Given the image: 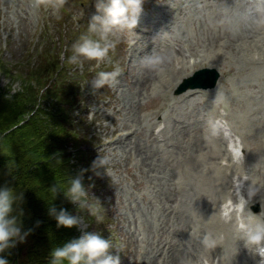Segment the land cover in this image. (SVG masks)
<instances>
[{"label": "rangeland", "instance_id": "1", "mask_svg": "<svg viewBox=\"0 0 264 264\" xmlns=\"http://www.w3.org/2000/svg\"><path fill=\"white\" fill-rule=\"evenodd\" d=\"M183 1L185 5L193 1L191 3L193 6L191 9L189 8L187 12H181L180 15L182 16V19L177 21L171 28V34L173 35L171 40L175 45H173V47L172 45L168 44V46L170 45L168 47L169 50H171L173 53H169L168 55V64L166 69L168 68V65L169 67L171 66V61L179 60V58L176 56L181 55L183 52L189 54L191 51L200 50L199 48L207 45L209 41L212 42V44H215V42L218 43L221 41H231L234 39V42L232 43L233 45L231 47H228V44L225 45V47L228 49V52L224 60L225 64H231V68L233 70L237 68V71H233L231 73L226 70V68L224 69L225 72L221 79L224 86L222 84L220 87L218 98L226 97L229 99V96L233 97L236 94L238 97L240 96L243 98L249 96L251 103L245 105L244 109H247L252 105L251 110L253 109V112H258L260 116L259 112L263 111H258L257 106L261 105L264 108V65L262 63L255 64L254 62L248 61L249 58L242 59L239 57L240 55H244L246 52L245 50L250 45L247 43L248 41L246 43H242L243 41L241 37H235L237 30L231 25L232 12L230 11V7L234 5V2L232 3L234 0ZM32 2L33 0H0V63L3 62L7 69L5 72L4 69L0 67V87H9L11 91L19 89L21 84L20 79L13 78L12 74H19L23 76L27 75L30 72V66L41 63L38 62V57L34 54L37 53V47L41 44H37V42L38 39L41 38L40 36L44 29H47L49 35H52L54 39H58L61 33L64 31H73L80 25H88L91 16L96 14L95 0H67L65 7L57 15H53L50 9L43 7L39 9L34 8L32 6ZM177 2L178 1H173L170 12H175V8L178 11L181 10L179 7L180 2L178 4ZM163 3L164 0H144V11L140 19V24L147 27L154 25L153 18L159 11H163ZM88 4H90V6H88ZM205 18H207L206 21ZM216 19L217 21H215ZM214 23L216 24L215 31L217 33H221H219L216 38H213L211 31ZM210 24L212 25L211 28ZM222 24L224 25L221 26ZM164 30L167 31V29ZM225 31L228 40H224L226 37L218 39ZM136 32L139 31L134 30L132 32H117L113 37H111L117 42V47L115 51L110 52L108 58L102 62L108 65V68L119 70L120 76L118 77V83L111 87L106 85L102 89L95 90L94 93L93 90H91V92L87 90L86 98H84V100L81 102V105L77 106L75 109V117L78 119V128L83 134L90 136L89 139H91L92 145L96 146V151L101 152V156H107L110 161L109 165H107V173L104 172V169H101L100 171L103 173L102 176H100L98 181L94 183L95 187L89 191V198L97 203V209L101 211V214L94 215L90 213L87 216L82 215V217L87 221H85V224H87L85 231H88L89 228L94 230L96 229L98 231L97 233L111 240L113 251H119L122 264H148L155 261L159 262V260L161 263H164V261L160 259V253L163 251L162 249L164 243L159 244L158 239L167 227V225H165L167 219L172 215L175 216L174 218L176 219L177 225L182 226L181 230L183 237L186 236V230L189 228L187 226L189 225L193 226L194 228L205 227L212 229V225L210 224L211 219L217 214L219 202L225 197L223 193L225 190L224 188L230 182L227 183L228 180H226V176L222 175L218 168H212L211 171L213 173L211 172L206 174H204L203 171L198 170V178L194 175L188 174L185 170L189 167H193L194 162L192 161L194 160L195 154H198L203 149V145L207 143L205 139H202L203 130H199V127H197L198 125L196 123H202L203 126H206L209 119H205L204 117L211 112L210 110H212L213 106V103L211 104V101L208 99V95L189 97L187 99L176 98L172 96V89L175 88L176 83L188 75L192 69H194V64L192 63V60H194V55H192L191 61L188 62L186 67L175 76H172L168 71H163L166 74L168 72V80L171 84L162 85L160 82H158L157 87L154 90L150 88H141L142 91L140 93L141 89L138 90L140 81L138 82L137 80V78L140 77V74L134 73V64L137 59V54L143 55L140 53V50H142L144 47V39L141 38V41L134 44H130L131 42L128 40V36ZM139 33L143 34L142 32ZM59 42L60 41L58 40V43ZM164 42L167 43L168 41L163 39L159 45L164 44ZM243 44L246 46L245 49L242 48ZM61 45H63V43H61ZM251 52V55L253 56V49ZM62 53H64V51H62ZM202 53H204V50ZM234 54H237V56L234 57ZM113 57H117V64L114 66L111 62ZM244 60L247 62H244ZM82 64L84 65V68L86 66L92 68L94 66V61L83 59ZM95 65H99L97 61ZM158 69L163 70V67H159ZM253 80H256L254 85ZM233 84L237 85L236 87L238 90L233 86ZM252 88H254L256 91ZM255 95H258L259 97L257 96V98ZM152 97L154 99H152ZM258 100L260 101V104ZM196 104L198 105L196 106ZM158 111L160 112L158 113ZM170 112H176L174 114L175 118L171 116L172 114H170ZM160 113L161 117H166L167 122V131L165 129V132L163 131V135L168 136L169 133L174 130L176 124L178 125L177 129L179 130L181 137L193 131V128L195 127L197 133H194L193 137L190 138L184 137L182 142L179 144V147H174L168 143H163L160 145L158 148V156L154 159V162L157 164L156 168L158 166L157 169L160 172L158 173L151 166L147 165L143 159L137 156L139 141L143 139L142 134L147 136L152 133V129L155 126V121L160 117ZM140 122L144 125L146 124V129L143 130L142 128L144 132L140 131ZM189 123L191 125H189ZM169 124H171V126ZM184 124L186 125L184 126ZM169 126L170 128H168ZM130 127L133 129L136 127L138 128V136L134 142L136 145V155H132V159L130 158L132 144H123V139L118 141L117 150L113 149L110 145L103 143L104 138L106 136H111V134L113 135L114 131H120L122 129H127L128 131ZM185 127H188V129L186 128L187 131L185 130ZM204 137L207 136L205 135ZM81 139H83L82 136ZM193 139L194 141H192ZM249 150H247L246 153L250 152V154L253 155V148ZM262 159L261 161H263V163L259 162L257 164L254 163L253 156L249 158L250 173L247 172L248 167L245 168V170L248 173V176L250 175V180L253 179L252 172L255 171L256 174L259 172L258 174H260L261 171L264 170V158ZM170 162H172L171 166H173L175 170L169 165ZM178 162L181 164L179 165ZM251 168H253V170ZM139 169L141 170L139 171ZM178 169H183L182 173L186 174L185 176H181L182 186H180L181 181L179 182L178 177L176 176ZM195 169H198V167ZM216 170H218V178L216 177ZM150 171L151 173L149 174L148 172ZM202 174L204 175V178H202ZM240 175L241 174H239V176ZM188 180L191 181L189 182ZM195 181L197 186L199 185L198 183H200V188L194 185L196 184ZM216 187H219L220 191H218V188ZM15 188L18 192L22 191L21 185H18ZM156 193L157 195H155ZM188 193L191 194L187 197L186 194ZM218 193L222 197H219ZM163 194L166 195L164 196ZM191 195L192 198H190ZM157 196H159V198ZM217 198L218 202H216ZM26 202L27 201L25 199V203ZM25 203L23 207L25 206ZM90 205L91 210H93L95 204L90 203ZM100 206L101 210L99 208ZM24 210L26 214L31 213L25 209V207ZM97 215L103 218L102 222H97V219H95ZM89 222H95L94 227H90ZM184 222L189 223V225ZM102 229L103 232L100 231ZM198 232L201 236L202 231ZM222 232L224 233V231ZM81 233L82 231L80 234ZM199 234H192V237L195 235V237H193V242L194 244L196 243L195 246L200 243L197 238V235ZM217 234L219 235V232H217ZM213 235L216 236L215 233H213ZM172 242L174 243L175 241ZM232 245L233 244L226 243V241H222V246L219 248L222 253L225 254V256L223 254L224 258L226 257V259H224L225 264H228L226 248L233 252L234 257H237V260L240 264H243L244 259L241 261L242 257H244L243 251H240L239 245L236 247L235 245ZM172 247L173 253L175 251L176 245ZM201 256H203L202 252ZM207 256L210 255L208 254ZM22 257L23 256H21V253L19 252V254L16 255L15 260H10V258L8 260L10 261V264H26L28 261L23 260ZM167 264L170 263L167 262Z\"/></svg>", "mask_w": 264, "mask_h": 264}, {"label": "clouds", "instance_id": "2", "mask_svg": "<svg viewBox=\"0 0 264 264\" xmlns=\"http://www.w3.org/2000/svg\"><path fill=\"white\" fill-rule=\"evenodd\" d=\"M66 3L67 0H33L32 6L37 9L41 7L50 9L53 15H57ZM143 5L144 0H95L96 14L91 16L86 32L72 44L67 63L82 66L83 59L98 63L105 61L110 52H114L117 47V42L111 37L117 32L136 30L144 11ZM230 11L233 13L231 25L238 31L264 27V0H234V6H231ZM162 59L159 55L152 54L146 56L143 63L146 67L153 68L162 63ZM119 76V70L97 72L90 82L93 93L106 85L114 86L118 83ZM109 162L107 156H98L92 163L91 171L96 176H102L100 170L104 169L107 173ZM87 171L89 169H82L72 176L66 188L54 183L49 189L50 192L54 196L62 193L64 198L78 210L90 208L89 191L95 187V184L87 186L84 184V174ZM258 192L259 189L249 186L245 207ZM24 203V191L18 192L8 183L0 187V254L7 252L11 255V250L25 243L35 230L34 227L25 228ZM48 214L56 220L57 228H79L83 223V217L78 212L73 214L64 207L58 209L55 204L48 206ZM93 214L95 215L94 212ZM256 215L249 209L246 223L242 226L244 243L252 254L260 257V264H264V219L254 218ZM259 216L264 217V208ZM96 219L99 223L103 218L97 215ZM41 223L42 221H36L35 227H39ZM212 243L211 236L205 235L203 244L211 246ZM50 256V264H65V262L66 264H122L119 251H113L111 240L90 231H84L78 237H73L62 246L54 248ZM0 264H10V261L4 255H0Z\"/></svg>", "mask_w": 264, "mask_h": 264}, {"label": "trees", "instance_id": "3", "mask_svg": "<svg viewBox=\"0 0 264 264\" xmlns=\"http://www.w3.org/2000/svg\"><path fill=\"white\" fill-rule=\"evenodd\" d=\"M53 64L48 61L42 68H29L27 83L16 92L0 87V187L5 183L21 185L33 212L24 217V225L35 230L25 243L18 245L26 264H50L51 251L75 236V228H57L56 220L48 214V206L54 204L58 209L74 211L62 193L54 196L49 189L54 183L66 188L75 173L65 141L77 134L71 130L69 113L61 104L67 96H63L59 83L65 82L66 73H62L59 64ZM0 67L7 71L4 63ZM42 99L46 110L51 109L47 116L41 114L45 110ZM38 220L42 223L35 227ZM15 249L4 256L13 259Z\"/></svg>", "mask_w": 264, "mask_h": 264}, {"label": "bare ground", "instance_id": "4", "mask_svg": "<svg viewBox=\"0 0 264 264\" xmlns=\"http://www.w3.org/2000/svg\"><path fill=\"white\" fill-rule=\"evenodd\" d=\"M234 1H232V3H233ZM234 6V5H233ZM178 7V6H177ZM231 8V7H230ZM214 11V10H213ZM211 12H212V10H211ZM231 13V12H230ZM210 14V13H209ZM211 14H214V13H211ZM226 14V13H225ZM233 15V13L231 14V16ZM207 18H208V16H207ZM207 18H205V21H206V19ZM211 18V17H210ZM219 18V17H218ZM217 18V19H218ZM217 19L215 20V21H217ZM220 19V18H219ZM209 20H211V19H209ZM223 21V20H222ZM211 22V21H210ZM213 22V21H212ZM205 23V22H204ZM208 23H209V21H208ZM205 24H207V23H205ZM212 24V23H211ZM210 24V28H211V25ZM224 24H222L221 26H223ZM226 25H227V23H226ZM208 27V26H207ZM219 27H220V25H219ZM209 28V29H210ZM222 28V27H221ZM259 28H261V31L263 32V34L262 35H260L259 37H256V34H257V32L258 31H256L257 29H259ZM223 29V28H222ZM216 30V24L214 23L213 24V26H212V29H211V31H212V35H215V31ZM220 30V29H219ZM254 31H256V32H254ZM209 33H211V32H209ZM255 33V34H254ZM221 34V33H220ZM222 35H224L225 37H226V31L224 32V33H222ZM228 36V35H227ZM132 37V36H131ZM207 37V36H206ZM219 37V36H218ZM222 37V36H221ZM249 37H251V38H253V48H254V44H256V47L257 48H260L262 51L259 53V56H253V62L255 63V64H261V63H263L262 61H263V58H264V43H261V42H263V39H264V27H258V28H256V27H253V28H251V29H244V35L241 37L242 38V43H246L247 41H248V39H249ZM214 38V37H213ZM227 38V37H226ZM240 38V39H241ZM217 41V40H216ZM261 41V42H260ZM210 42V41H209ZM234 42V41H233ZM165 43V42H164ZM219 43V47H218V44L216 43V44H213L212 45V50L216 53V54H218L219 56H220V58H221V56L223 55V53L220 51V47L222 46V42H218ZM247 43H249V42H247ZM162 45V44H161ZM175 45V44H174ZM233 44H232V40L228 43V46H232ZM244 45V44H243ZM236 46H237V44H236ZM245 46V45H244ZM169 46H167V47H164V48H162V49H160V47H158V48H154V50L152 51V54H155V55H159L160 57H162L163 59H162V63H160V64H158V65H156L155 67H153V68H149V67H146L144 64H143V69H142V71L140 72V77L139 78H137V80H138V82L140 81V86H138L139 88H138V90H140L141 88L143 89V88H145V89H149L150 87H151V85H152V83L153 82H156V81H158V82H160V83H164V82H166L167 81V78H168V75H166V76H164V74H163V71L164 70H166V67H167V64H168V55H169V53L171 54V53H173V52H171V50H169V48H168ZM174 47V46H173ZM177 47V46H176ZM178 47H180V46H178ZM171 48V47H170ZM252 48V49H253ZM158 49V52H156V50ZM237 49V48H236ZM240 49V48H239ZM242 49V48H241ZM245 49V48H244ZM248 49V48H247ZM228 50V49H227ZM233 51V50H232ZM246 51V50H245ZM182 52V51H181ZM179 53H180V51H179ZM252 53V52H251ZM151 54V55H152ZM175 55V54H174ZM229 57V56H228ZM231 57V56H230ZM225 58V57H224ZM214 59H217L216 57H214ZM214 59L211 57L210 59H209V63H212V62H214ZM230 59V58H229ZM243 59V58H242ZM248 61H250L249 59H248ZM244 62H247L246 60H244ZM252 62V61H251ZM249 63V62H248ZM240 64H242V63H240ZM247 64V63H246ZM251 64V63H250ZM163 65V66H162ZM249 65V64H248ZM247 65V66H248ZM243 66V65H242ZM159 67H163V70H160V69H158ZM232 67H234V66H232ZM241 67V66H240ZM232 69V68H231ZM243 69V68H242ZM241 70V69H240ZM256 70V69H255ZM228 72V71H227ZM255 72V71H254ZM257 72H259V71H257ZM242 73V72H241ZM162 74V75H161ZM255 76H257V75H255ZM261 77V76H260ZM227 79V78H226ZM245 79V78H244ZM255 79V78H254ZM135 80V79H134ZM257 80V79H256ZM255 80V81H256ZM247 81V80H246ZM254 81V80H253ZM240 82V81H239ZM251 82V81H250ZM250 84V83H249ZM248 84V85H249ZM130 85V84H129ZM131 85H132V83H131ZM222 86V85H221ZM223 86H224V84H223ZM226 86V85H225ZM230 86H231V84H230ZM233 86L234 87H236L237 85H235V84H233ZM246 86V85H245ZM252 86V85H251ZM258 86V85H257ZM229 87V86H228ZM223 88V87H222ZM232 88V87H231ZM142 89L140 90V93H141V91H142ZM236 89H237V87H236ZM247 89H249V88H247ZM252 89H254V88H252ZM258 89V88H257ZM226 90V89H225ZM229 90V89H228ZM234 90V89H233ZM232 90V91H233ZM238 90V89H237ZM243 90H244V88H243ZM251 90V89H250ZM255 90V89H254ZM256 91V90H255ZM262 91V90H261ZM149 92V91H148ZM231 92V91H230ZM241 92V91H240ZM239 92V93H240ZM236 93V92H235ZM238 93V94H239ZM245 93V92H244ZM250 93V92H249ZM252 93V92H251ZM229 94V93H228ZM237 95V94H236ZM262 95V94H261ZM264 95V94H263ZM135 96H136V94H135ZM245 96V95H244ZM254 96V95H253ZM256 96V95H255ZM258 96V95H257ZM256 96V97H257ZM252 97V96H251ZM259 97V96H258ZM257 97V98H258ZM133 98H134V96H133ZM173 98V97H172ZM253 98H255V97H253ZM139 99H140V97H139ZM251 100V99H250ZM254 100V99H253ZM208 102H210V101H208ZM255 102V101H254ZM258 102H259V104H260V101L258 100ZM255 103H257V102H255ZM263 103V102H262ZM211 104H212V102H211ZM198 104H196V106H197ZM200 106V105H199ZM238 106H243L242 104H240L239 103V105ZM252 106V105H251ZM261 106V105H260ZM254 107H256V106H254ZM263 107V106H262ZM194 108V107H193ZM207 108V107H206ZM210 108V107H209ZM209 108H208V110H209ZM253 108V107H252ZM199 109H201V108H199ZM264 109V108H263ZM206 110V109H205ZM210 111H212V110H210ZM216 113H219L218 111H216ZM170 114H171V112H170ZM201 114V113H200ZM172 116V115H171ZM198 118V117H197ZM203 118V117H202ZM150 119V118H149ZM181 119V118H180ZM199 120H202V119H199ZM181 121V120H180ZM184 121V120H183ZM141 123V122H140ZM176 123V122H175ZM193 123V122H192ZM194 124V123H193ZM192 124V125H193ZM197 125H198V123H196ZM207 124V123H206ZM146 125V124H145ZM170 126H171V124H169ZM177 125V124H176ZM186 124H184V126H185ZM189 125H191L190 123H189ZM143 126H144V124H140V131H143L142 130V128H143ZM170 126L168 127V128H170ZM182 126V125H181ZM188 126V125H187ZM190 127V126H189ZM182 128V127H181ZM186 128L188 129V127H185V130H186ZM194 129V128H193ZM209 130H208V132H209V134H208V137H209V139L212 141V142H214L215 143V145H208V144H204V142H203V149L197 154H195V153H193V154H195V157H194V160L192 161V162H194V165H193V167H189V168H187V169H185L186 170V172L188 173V174H191V175H194V176H196L197 178H198V170L199 171H203L204 172V174H206V173H211L212 171H211V168L210 167H205V165H206V162H208V161H210V162H212V164H213V166H215V167H217V165H218V169H222L223 168V166H221L220 164H215V162H216V159L218 158V157H220L219 156V154H218V152L220 151V148H221V146H220V143H219V141H220V139H221V136H218V137H216L214 134H213V132H212V129H211V127L210 128H208ZM170 130V129H169ZM189 130H191V129H189ZM199 130H200V128H199ZM166 131H167V129H166ZM187 131V130H186ZM144 132V131H143ZM165 132V131H164ZM184 132V131H183ZM200 132V131H199ZM165 136V135H164ZM205 136V135H204ZM142 137H143V139L142 140H140L139 141V149H138V156H140L141 157V159H143L145 162H146V164H152L151 163V161H149L148 160V158L149 157H157L158 156V147L156 146V145H154L151 141H149V136L147 135H144V134H142ZM256 137H259V138H262V139H264L263 137H264V122H262V124L260 125V127L257 129V133H256ZM186 140V139H185ZM201 140V139H200ZM190 141V140H189ZM184 143V142H183ZM187 144V143H186ZM191 144H192V142H191ZM264 144V143H263ZM160 145H162V144H160ZM195 145V144H194ZM163 147V146H162ZM161 147V148H162ZM170 147V146H169ZM201 147H202V145H201ZM165 148H166V146H165ZM190 148V147H189ZM188 148V149H189ZM197 148V147H196ZM162 149H164V148H162ZM176 149V148H175ZM193 149V148H192ZM187 151V150H186ZM250 151V150H249ZM171 153H173L172 151H170ZM250 153V152H249ZM177 154V153H176ZM185 154V153H184ZM187 155H188V152H187ZM229 156H231V154H229ZM251 156H253V155H251ZM250 156V157H251ZM183 158H185V157H183ZM186 159H189V158H186ZM205 159L207 160L206 162H204L205 161ZM179 160V159H178ZM232 160V158L230 157V161ZM240 160H241V158H240ZM247 160V156L245 157V161ZM263 160V159H262ZM182 161V160H181ZM188 161V160H187ZM190 162V161H189ZM262 163H263V161H261ZM179 163V162H178ZM222 163V162H221ZM251 163V162H250ZM141 164H142V162H141ZM145 164V163H144ZM143 164V165H144ZM145 164V165H146ZM181 163H179V165H180ZM258 164V163H257ZM157 165V164H156ZM170 166L172 165L171 163L169 164ZM175 165V164H174ZM236 164H231V165H228L227 167H224L225 169H226V175L228 176V177H230V180L232 181V180H234V178H235V175H234V172H231V173H229L228 171H227V169L229 168V169H232V167L233 166H235ZM147 166V165H146ZM150 166V165H149ZM148 166V167H149ZM160 166V165H159ZM176 166H177V164H176ZM163 167V166H162ZM173 166H171V168H172ZM178 167V166H177ZM182 167V166H181ZM183 167H184V165H183ZM198 167V169H195V168H197ZM254 167H255V165H254ZM263 167V166H262ZM142 168V167H141ZM150 168V167H149ZM148 168V169H149ZM157 168H158V166H157ZM161 168V167H160ZM170 168V169H171ZM174 168V167H173ZM186 168V167H185ZM264 168V167H263ZM224 169V170H225ZM252 170H253V168H251ZM144 170V169H143ZM174 170H175V168H174ZM173 170V171H174ZM219 170V171H220ZM218 171V170H217ZM156 172V171H155ZM255 172V171H254ZM149 174L151 173V171L150 172H148ZM157 173V172H156ZM174 173V172H173ZM185 173V172H184ZM213 173V172H212ZM250 173V172H249ZM253 173V172H252ZM259 173V172H258ZM257 173V174H258ZM148 174V175H149ZM158 174V173H157ZM162 174V173H161ZM187 174V175H188ZM255 174H256V172H255ZM256 174V175H257ZM144 175V174H143ZM166 175V174H165ZM170 175V174H169ZM186 174H184V176H185ZM203 175V174H202ZM146 176V175H145ZM201 176V175H200ZM187 177H189V176H187ZM163 178V177H162ZM165 178V177H164ZM167 178V177H166ZM172 178V177H171ZM190 178H192V177H190ZM202 178H204V175H203V177ZM218 178V177H217ZM195 179V178H194ZM216 179V178H215ZM252 179V178H251ZM198 180V179H197ZM204 180V179H203ZM217 180V179H216ZM166 181H168V180H166ZM186 181V180H185ZM189 181V180H188ZM187 181V182H188ZM191 181V180H190ZM189 181V182H190ZM199 181H201V180H199ZM214 181V180H213ZM212 181V182H213ZM158 182V181H157ZM169 182V181H168ZM170 182H171V180H170ZM188 182V183H189ZM193 182V181H192ZM206 182V181H205ZM195 183H196V181H195ZM207 183V182H206ZM228 183V182H227ZM155 184H156V182H155ZM158 184V183H157ZM199 185L197 186V183L196 184H194V185H196L198 188H200V183H198ZM211 184V183H210ZM213 184H214V182H213ZM221 184V183H220ZM159 185V184H158ZM189 185V184H188ZM193 185V184H192ZM217 185H219V184H217ZM222 185V184H221ZM224 185V184H223ZM170 186V185H169ZM169 186H167V187H169ZM190 186V185H189ZM220 186V185H219ZM192 187V186H191ZM212 187H213V185H212ZM156 188H157V186H156ZM161 188V187H160ZM216 188H218V191H220V188L219 187H216ZM224 188V187H223ZM226 188V187H225ZM224 188V189H225ZM162 189V188H161ZM187 189V188H186ZM207 189V188H206ZM164 190V189H163ZM188 190V189H187ZM221 190H222V187H221ZM169 191V190H168ZM210 191H211V189H210ZM216 191V190H215ZM157 192H158V190H157ZM187 192V191H186ZM194 192V191H193ZM217 192V191H216ZM222 192V191H221ZM233 192V191H232ZM159 193V192H158ZM168 193V192H167ZM181 193V192H180ZM205 193V192H204ZM220 193V192H219ZM218 193V194H219ZM162 194V193H161ZM184 194V193H183ZM191 194V193H190ZM189 193L188 194H186L187 195V197H188V195H190ZM208 194V193H207ZM155 195H157V193L155 194ZM164 195V194H163ZM166 195V194H165ZM164 195V196H165ZM175 195V194H174ZM154 196V195H153ZM168 196V195H167ZM199 196V195H198ZM206 196V195H205ZM152 197V196H151ZM158 198H159V196H157ZM194 197H195V194H194ZM218 197V196H217ZM219 197H222V196H220V194H219ZM156 198V197H155ZM165 198V197H164ZM190 198H192V195H191V197ZM171 199V198H170ZM172 199H173V197H172ZM175 199V198H174ZM153 200V199H152ZM160 200V199H159ZM217 201L216 202H218V198L216 199ZM173 201V200H172ZM176 201V200H175ZM159 203V202H158ZM193 203V202H192ZM163 204V203H162ZM161 204V205H162ZM184 204V203H183ZM202 204V203H201ZM182 205V204H181ZM162 207V206H161ZM184 207V206H183ZM170 209V208H169ZM179 209V208H178ZM206 209V208H205ZM187 210V209H186ZM193 212V211H192ZM186 213V212H185ZM192 214V213H191ZM213 215H214V213H213ZM175 217V216H174ZM190 217V216H189ZM177 218V217H176ZM180 218H182V217H180ZM192 218V217H191ZM201 219V218H200ZM213 219H216V215L213 217ZM246 220V219H245ZM189 221V220H188ZM191 222V221H190ZM184 223H187V222H184ZM188 225H189V223H187ZM186 224V225H187ZM180 226V225H179ZM190 226V225H189ZM162 227V226H161ZM160 227V228H161ZM182 227V226H181ZM188 227V226H187ZM197 228V227H196ZM188 230V229H187ZM190 232H188L187 231V234L189 233H191V230H189ZM184 232V231H183ZM161 234V233H160ZM193 237H195V235L193 236ZM174 244V243H173ZM196 244V243H195ZM170 245V244H169ZM233 246V245H232ZM189 248V246H188V244H184V246L182 247V248ZM206 248L208 247V246H205ZM225 247V246H224ZM229 247V246H228ZM231 247V246H230ZM173 248V247H172ZM163 250V249H162ZM237 250V249H236ZM224 254V253H223ZM224 256H225V254H224ZM231 256V255H230ZM197 259H198V252H196V248H195V246L193 245V244H191V246H190V249H184V250H180L175 256H174V263L173 264H199L198 263V261H197ZM225 259H226V257H225ZM228 260V259H227ZM159 262L161 263V261L159 260ZM152 263H154V262H152Z\"/></svg>", "mask_w": 264, "mask_h": 264}]
</instances>
